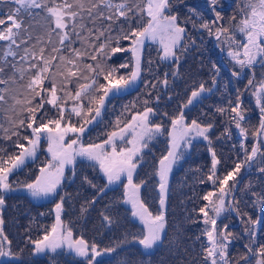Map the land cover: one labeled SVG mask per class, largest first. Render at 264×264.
I'll return each mask as SVG.
<instances>
[{
  "label": "snow or ice",
  "instance_id": "obj_1",
  "mask_svg": "<svg viewBox=\"0 0 264 264\" xmlns=\"http://www.w3.org/2000/svg\"><path fill=\"white\" fill-rule=\"evenodd\" d=\"M208 2L214 13V19L210 21L195 13L194 9L189 11L197 16L200 28L215 36L219 44L227 45V56L232 63L231 75L239 78L247 70L245 89H252L251 94L259 110L258 125L246 126L247 110L242 107L241 100L243 92L237 90L235 106L230 108V123H234L239 130L244 159L235 162L234 167L223 176L217 175L221 160L211 147L210 133L214 123L195 118L188 122L185 112V109L200 103L204 93L212 91L203 81L193 88L186 102L181 103L178 114L170 116L166 111L162 113L170 121V126L153 122L160 110L148 106L149 100L142 101V111L132 102L122 106V111L112 122L113 130L103 133L105 139L84 142L91 126L102 121L107 101L134 89L142 73L151 70L153 61L144 59L146 44L158 45L160 60H170L175 65L170 75L174 78L180 76L181 60L195 44L184 25L192 23L193 27H197V21L191 16L181 20L173 11L183 0H0V3L16 6L9 8L0 18V41L5 42L0 58V85H4L0 87V116L6 121V124L0 123V140L15 149L9 152L8 147L0 146V212L6 204L5 195L18 189L26 190L35 199L59 195L58 190L66 179V167L72 166L75 175L77 158H82L91 162L93 168L98 165L106 178L102 187L87 176L83 181L96 189L97 195L111 185L122 184L123 202L131 205V215L143 225L142 231H126L122 239L104 247L94 241L89 243L83 235L74 238L72 227L61 218L64 203L69 197L67 194L60 195L55 203V222L50 228L43 226L42 235L36 239L26 233V243L32 246L29 255L59 254L60 250L66 249L76 257H82L85 264H103L99 258L117 253L121 245L130 241L137 242L145 250L162 243L169 175L193 146V141L202 138L208 142L211 153V166L206 179L214 188L202 197L207 203L198 210L193 209L202 216L205 226L203 235L206 236L207 246L201 245L203 264H264V243L258 236L264 217L257 215L256 219H252L247 213H241L239 201L234 198L239 183L237 177L242 168H255L264 176V0H239L241 18L236 21L235 15L230 17V26L221 23L224 17L221 11L216 10L219 0ZM25 15L35 23L26 25ZM133 23L137 26L133 27ZM37 25L43 29V34L30 43L33 41L31 29ZM237 33L242 34L243 39H238ZM77 43L80 46L74 47ZM117 53H128L130 56L119 64L110 63ZM8 57L13 59L9 61ZM86 60L91 62L86 63ZM145 62L148 69L143 67ZM257 68L260 69L258 80ZM128 69L131 70L122 73V70ZM210 71L213 73L212 85L215 86L220 69L213 63ZM168 76L169 73L165 72L163 79L158 80L165 88L171 83ZM46 83L49 86L46 87ZM144 83L147 87L150 82ZM150 86L155 89L157 84L151 83ZM155 99L160 101L159 94ZM229 104L232 102L229 101ZM46 105L52 106L55 117L48 116ZM216 111L223 114L228 109L217 107ZM25 131L28 134L25 135ZM165 132L168 137L167 152L160 157L152 173L158 177L160 206V210L153 213L141 195V189L148 180L136 182L134 174L144 161L145 150L150 149L152 142ZM249 136L253 139L250 150L245 143ZM221 138H231L228 128L216 137L217 140ZM42 143L47 145L49 158L42 162L39 174L30 181H11V175L22 171L29 162H36ZM200 183L204 180L201 179ZM240 191H251V182ZM251 194L256 198L252 201L254 206H264V189ZM95 202L94 196L81 205V216ZM261 210L264 211V207ZM232 212L241 217L243 232L248 240L244 246L246 252L239 257H232L229 253L232 242L240 237L228 230V223H223ZM108 213L107 207L101 212L103 223L108 227L115 226L117 219ZM189 220L198 222L191 217ZM3 224L0 215V258H23L24 249L13 250ZM196 239L199 240V237ZM173 242L170 241V244ZM119 264L145 262L122 260Z\"/></svg>",
  "mask_w": 264,
  "mask_h": 264
},
{
  "label": "trees",
  "instance_id": "obj_2",
  "mask_svg": "<svg viewBox=\"0 0 264 264\" xmlns=\"http://www.w3.org/2000/svg\"><path fill=\"white\" fill-rule=\"evenodd\" d=\"M238 2L239 0H219L216 10L221 11L224 17L221 23L225 26H230L229 18L233 15L236 16V21L240 20ZM15 7L11 3H0V15L7 13L9 8L14 9ZM190 9H194L195 13L202 15L205 20L214 19V13L211 10L212 6L208 0H183V3H180L173 11L179 15L181 20L186 16H191L192 20L197 21V16L192 15L189 11ZM23 19L26 25L35 23L27 15ZM198 25L199 21H197V27H193L192 23L184 25L188 36L195 40V44L189 48L181 60L179 67L180 76L178 78L170 75L175 67L173 62L160 60L157 51L158 45L146 44L144 59L145 61L148 59L153 61L151 70H146L142 73V78L137 81V86L134 89L107 101V108L102 121L91 126V130L84 137L85 143L98 142L100 139L105 138L106 136L103 133L113 130L112 122L122 111L123 105L135 102L137 108L142 111V101L149 100L150 104L148 106L158 108L160 113L157 117L161 116L163 111L161 108H164V95L162 94L164 87L158 83V80L162 79L168 66V79L171 81V87L173 88L170 89L171 93L174 92L177 96L191 94L193 88L198 87L201 81L205 82L206 87L212 88L211 92L203 94L200 103L185 109V112L187 119L195 118L205 123H214L215 127L211 131L210 137L213 141L211 147L215 149L218 159L221 160V163L217 166V174L222 173L224 170H231L235 162L244 159V153L240 149L241 136L239 130L236 129L234 123H230V108L235 106L237 90L242 91L245 85V77L237 78L231 75L232 63L227 56V45L219 44L215 36L208 35L207 31ZM136 26L133 23V27ZM31 31L33 32V41L30 43H34L35 37L43 34V29L37 25ZM239 35L237 33L238 39H240ZM124 43L126 44L127 42ZM4 46L5 42L0 41V58H2ZM79 46V43L74 45V47ZM128 56H130L128 53H117L113 56L110 63L119 64L124 62ZM12 59V57H8L9 61ZM16 59L18 60L19 57H16ZM202 61L203 63H201ZM85 62L90 63L91 61L86 60ZM213 63L220 69L216 77L215 86L212 85L211 76L213 73L210 71ZM143 67L148 69L146 62ZM130 70H122V73L126 74V71ZM144 81L150 82L149 86L146 87ZM151 83H156L157 87L153 89L150 86ZM45 86L49 85L46 83ZM0 87H4V85H0ZM251 92L252 89L250 88L244 90L242 107L247 110L246 126H257L259 111L257 112L256 107L253 106L254 102ZM157 94L160 96L159 102L155 99ZM174 99L171 98L172 102ZM184 100L185 97L184 99L182 97L181 102ZM229 101L232 102L231 105ZM179 104L181 103L176 100V104L172 106L171 101L168 99V103L165 106H167L166 108L172 106L168 109V112L176 115L179 112ZM217 107L226 108L228 111L221 114L216 111ZM46 110L49 117H55L56 113L51 105H46ZM73 119L75 120V117ZM0 123L6 124L2 116H0ZM225 128H228L231 132V138L217 140L216 137H219ZM24 134L28 133L25 131ZM160 140L153 141L150 149L145 150L144 161L137 168V174H134L136 182L140 179L148 180V183L141 189V195L148 203L151 211H156V209L160 208L157 177L152 175L158 166V159L167 152L168 142L166 139ZM245 143L250 150L253 143L251 136ZM0 146L8 147L3 140H0ZM8 151L13 152L15 149L8 147ZM41 153L42 151L40 150L35 163L29 162L22 171L11 175L10 180L25 181L32 179L33 174L44 160ZM210 166L211 153L208 142L202 138H197L193 141V146L186 152L184 158L173 167V172L169 177V189L164 207L166 228L162 235V243H159L151 250H145L137 242L130 241L128 244L121 245L117 253L99 258L103 260V264H119L122 260L144 261L145 264H203L201 245L207 246L206 236L203 235L205 226L202 223V216L194 212L193 209L198 210L199 207L207 203L202 200V197L211 187V182L206 179ZM242 170L243 168L241 172ZM65 172L66 179L58 190L59 195L50 196L49 199L35 200L26 195L21 189L5 195L6 204L2 212H0L4 220V233L12 241L13 250L19 251V249L23 248L24 252L23 258L9 261L4 259L0 264H52V262L59 264L61 262H65L63 264H85L84 260L69 259V256L60 251L59 254L29 255L32 251V246L26 243V233L33 239L42 235L43 226L49 227L51 224L53 218L52 204L60 198V195L67 194L69 197L64 203L61 218L72 227L74 238L83 235L84 239L89 243L94 241L104 247L109 245L110 242L122 239L123 233L126 231L134 233L143 230L141 221L131 215V205L123 202L124 190L122 184L111 185L104 193L97 195V190L85 183L83 178L87 176L89 180L100 187L106 183V179L99 173L97 166L93 168L91 162L84 161L82 158H77L75 175H73L72 166H68ZM67 177H71V179ZM201 179L204 180V183H200ZM245 182L246 184L251 182V191L246 193L240 191V186L243 183L245 184ZM262 189H264V176L257 172L255 168L249 169L247 174L242 177V182L239 186L237 185V190L234 193V198L239 201L241 213H247L252 219H256L257 215L264 217V211L261 210L264 206H254L252 201L256 198L251 194L252 192H261ZM94 196L96 197V202L88 208L86 214L81 216V205H84L86 201L91 200ZM106 207L109 209L108 214L114 216L118 221L115 226L108 227L102 221L101 212ZM40 213H44V215H40ZM189 217L198 222H190ZM246 219L247 216L244 217V220ZM220 223L218 220V224ZM223 223H228V230L240 237L235 239L230 245V256L239 257L243 255L246 252L244 246L248 240L243 232L244 225L241 217L233 212L223 220ZM177 236H179V239H176ZM258 236L260 242L264 243V224L260 225ZM197 237H199V240L196 239ZM170 241L174 242L170 244Z\"/></svg>",
  "mask_w": 264,
  "mask_h": 264
},
{
  "label": "rangeland",
  "instance_id": "obj_3",
  "mask_svg": "<svg viewBox=\"0 0 264 264\" xmlns=\"http://www.w3.org/2000/svg\"><path fill=\"white\" fill-rule=\"evenodd\" d=\"M4 14H6V13H2L1 15H0V18H3L4 17ZM239 37H240V39H243V36H242V34H240L239 35ZM170 61V60H169ZM167 71H169V68H168V66H167V69H166V72ZM257 76H256V78H257V80L258 79H260V69L259 68H257ZM165 73V72H164ZM245 77V85L247 84V79H248V75L245 73V74H242L240 77ZM162 79H163V77H162ZM171 83H170V85L167 87V88H165L164 86V88H163V90H162V94L164 95V103H163V106H164V108H161V109H163V111L161 112V116L159 115V117H154V119H153V122L154 123H156V122H163L164 123V125L165 126H170V121L167 119V117H163L162 116V113L163 112H168V109H170L172 106H174L175 104H176V100L178 101V103H182L181 102V98L183 97V99H184V97H185V100L183 101V102H186V100H187V98H188V96L190 95V94H188V95H182V96H177V94H175L174 92L173 93H171L170 92V89L172 88L171 87ZM245 85L243 86V88H242V92H244V90H245ZM173 89V88H172ZM169 97H171L172 99H174V101L172 102V100L171 99H169ZM251 97L253 98L252 100H253V102H254V104H253V106H255L256 107V105H255V98H254V96H252V94H251ZM168 99L171 101V105L172 106H169V108H166L167 106H165L166 105V103H168ZM241 100H242V97H241ZM179 105H181V104H179ZM196 105V104H195ZM194 105V106H195ZM194 106H190V107H194ZM256 109H257V112L259 111L258 110V108L256 107ZM179 113V112H178ZM251 113H253V112H251ZM168 114L170 115V116H173V114L172 113H169L168 112ZM188 120V122H190L191 121V118H188L187 119ZM258 122H259V120H258ZM106 138V137H105ZM105 138H103V139H105ZM160 139H166V141L168 142V137H167V132H165V134L164 135H162V136H159L155 141H159ZM100 140H102V139H100ZM160 141H162V140H160ZM98 142H100V141H98ZM46 147H47V145H46V143H42L41 144V151H42V155H43V161H45L46 159H48L49 157H48V155L46 154ZM47 156V157H46ZM161 157V156H160ZM160 159V158H159ZM158 159V160H159ZM41 166H42V164H40ZM158 165V164H157ZM41 166H39V167H41ZM68 167V166H67ZM66 167V168H67ZM97 168H98V170H99V167H98V165H97ZM38 169L39 168H37V170H36V172L33 174V178L32 179H34L35 178V176L36 175H38L39 173H38ZM248 169V168H247ZM244 170H245V168H243V170H242V172H241V174L237 177V179L239 180V183L237 184L238 186L241 184V182H242V175H243V173H244ZM249 170V169H248ZM226 171L227 170H224L222 173H220V174H217V175H220V176H223L225 173H226ZM172 172H173V170L171 171V173H170V175L172 174ZM99 173H101V175H103V173L99 170ZM65 174H66V172H65ZM70 175V174H69ZM170 175H169V177H170ZM245 176V175H244ZM104 177V176H103ZM105 178V177H104ZM32 179H29L28 181H30V180H32ZM106 179V178H105ZM156 181L158 182V177L156 178ZM155 181V183H157ZM126 182V181H125ZM245 184H246V182H245ZM244 183L240 186L241 188H243L244 187V185H245ZM157 185H158V183H157ZM155 186H156V184H155ZM22 191H24L25 193H26V195H28V196H30L28 193H27V191L26 190H24V189H21ZM214 190V188H213V186H212V184H211V187H210V189H209V191H213ZM31 197V196H30ZM32 198V197H31ZM33 199H35V198H33ZM41 199H49V197H47V198H41ZM40 199V200H41ZM35 200H38V199H35ZM59 201V199L58 200H56L55 202H53V204H52V208H53V218H52V221H51V224H50V226L55 222V203H57ZM158 203H159V200H158ZM160 207V206H159ZM160 210V208H158V209H156V211H153V213H156V212H158ZM233 213V212H232ZM50 226H49V228H50ZM60 252H63L66 256H69V259H81V260H84L82 257H76L74 254H72L71 252H69L68 250H60ZM45 255V254H44ZM49 256V255H48ZM5 258H0V262L1 261H3ZM6 261H9V260H6ZM63 263H65V262H61L60 264H63ZM51 264V263H50ZM52 264H59V263H57V262H52Z\"/></svg>",
  "mask_w": 264,
  "mask_h": 264
},
{
  "label": "water",
  "instance_id": "obj_4",
  "mask_svg": "<svg viewBox=\"0 0 264 264\" xmlns=\"http://www.w3.org/2000/svg\"><path fill=\"white\" fill-rule=\"evenodd\" d=\"M246 170H247V168L245 167V171H244L243 175L246 173Z\"/></svg>",
  "mask_w": 264,
  "mask_h": 264
}]
</instances>
